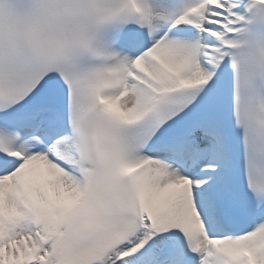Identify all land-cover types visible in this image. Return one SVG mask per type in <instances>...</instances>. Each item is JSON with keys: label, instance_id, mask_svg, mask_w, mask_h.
Segmentation results:
<instances>
[{"label": "snow or ice", "instance_id": "obj_1", "mask_svg": "<svg viewBox=\"0 0 264 264\" xmlns=\"http://www.w3.org/2000/svg\"><path fill=\"white\" fill-rule=\"evenodd\" d=\"M0 264H264V0H0Z\"/></svg>", "mask_w": 264, "mask_h": 264}]
</instances>
